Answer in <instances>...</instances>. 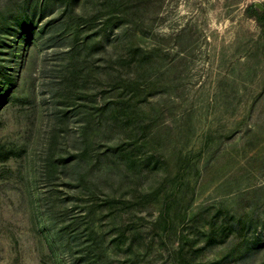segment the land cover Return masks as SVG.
<instances>
[{"label": "rangeland", "instance_id": "374dc122", "mask_svg": "<svg viewBox=\"0 0 264 264\" xmlns=\"http://www.w3.org/2000/svg\"><path fill=\"white\" fill-rule=\"evenodd\" d=\"M24 1L0 0V147L21 149L0 162V264H264V0H123L119 18L74 0L76 65L4 26Z\"/></svg>", "mask_w": 264, "mask_h": 264}, {"label": "trees", "instance_id": "16d2710c", "mask_svg": "<svg viewBox=\"0 0 264 264\" xmlns=\"http://www.w3.org/2000/svg\"><path fill=\"white\" fill-rule=\"evenodd\" d=\"M133 1L131 9H133L132 13H135L138 9V1L139 0H131ZM59 2V3H57ZM123 0L117 2L116 11L112 13V15L117 16L118 18L121 17V14L125 13V10H128V7L122 8L121 10H117L120 5H123ZM62 3V5H61ZM74 0H25L23 3L18 4L13 10H11L8 14L4 22V26L15 34L21 33V38L24 39V36H29L36 41V46L38 48H48L53 47L56 51L60 49L62 54L64 55L63 61L67 59L69 63L72 65L77 64V60L75 58H79V49L88 45L91 41L90 36L84 35L80 37L79 31L80 26H76L72 28L69 23V18L66 17L65 13L69 10L70 6L73 5ZM56 4H59V7H55ZM130 7V6H129ZM60 9V10H59ZM58 10V12H54ZM253 10L255 11V20L260 26L261 30L264 31V9L259 10L257 7H254ZM53 14V15H52ZM51 15L46 22L40 28H35V19ZM10 19V20H9ZM102 28H105L102 27ZM23 29V31H19ZM26 32V33H25ZM97 34V33H96ZM103 37V36H101ZM119 39V37H117ZM98 44V43H96ZM97 47V46H96ZM74 52H76L74 54ZM67 55H69L67 57ZM61 78L60 83L63 80H67V72L66 68L68 67L67 62H64L62 66ZM68 69V68H67ZM7 93L4 91H0V102H4V98ZM21 149H14V148H5L0 147V162L8 161L14 157L20 155ZM101 154H105V152H96V161L100 158ZM81 154H78V157ZM80 160L75 161V165L78 164ZM52 166L56 167L58 165L57 159L52 160ZM58 167V166H57ZM75 168V166H74ZM76 169V168H75ZM77 172V171H76ZM111 200L104 199L102 204L110 203ZM47 198H43L41 202V215L42 218L45 220L46 224L48 225L49 229L53 231L55 235H60V232L63 230V225L58 222L56 214H53L48 207ZM218 229L219 233L224 235V228L220 227ZM214 231L210 232V236H213ZM74 234V233H72ZM216 234V233H215ZM228 233H225L227 236ZM225 236V237H226ZM73 236H69L66 240L65 238H58L59 245L61 249H64L66 246V242H69ZM259 244L258 241L253 240V242H248L243 248L236 247L233 252L239 251L237 257H246L249 253L252 252L254 247H257ZM241 251V252H240ZM91 253V252H90ZM92 254H86L83 256H78L75 258L74 264H100L99 259L95 261L92 258ZM94 261V262H93Z\"/></svg>", "mask_w": 264, "mask_h": 264}, {"label": "water", "instance_id": "95a60500", "mask_svg": "<svg viewBox=\"0 0 264 264\" xmlns=\"http://www.w3.org/2000/svg\"><path fill=\"white\" fill-rule=\"evenodd\" d=\"M254 6L257 7L259 10L263 9V6L259 2H254Z\"/></svg>", "mask_w": 264, "mask_h": 264}]
</instances>
